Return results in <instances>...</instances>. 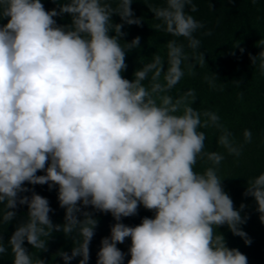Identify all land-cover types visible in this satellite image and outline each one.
<instances>
[{"label": "clouds", "instance_id": "9594fccd", "mask_svg": "<svg viewBox=\"0 0 264 264\" xmlns=\"http://www.w3.org/2000/svg\"><path fill=\"white\" fill-rule=\"evenodd\" d=\"M131 3L119 0L113 8L104 0H57V8L46 10L41 0H0V19L7 18L0 25V223L14 219L18 204L28 208L27 219L7 240L13 264H45L24 241L47 251L53 232L72 239L70 254L57 253L65 264L75 257L88 264L98 221L81 205L111 213L116 221L101 240L96 264H124L117 244L126 238L131 239L127 264H248L247 256L229 248L217 231L227 225L250 245L240 227L246 205L234 207L217 174L224 156L204 152L206 137L199 129L215 126L222 132L218 143L229 154L239 156L241 150L216 113L190 106L194 91L180 98L169 94L189 59L183 44L167 43L166 70L155 55L142 62L134 79L122 76L126 52L140 47V37L121 45L125 33L112 14L139 25ZM186 6L197 11L192 0L151 7L161 21L152 27L186 38L195 52L201 42L193 33L203 24ZM64 14L71 22L58 25L54 17ZM257 59L264 72V51L252 56V63ZM200 60L205 62L203 54ZM244 139L251 140L250 130ZM205 156L213 166L195 171L198 157ZM25 182L58 186L63 224L51 220L46 197L34 190L30 197L20 195L30 191ZM244 195L254 197L264 223V173L247 180ZM140 205L154 216L135 226L121 222L136 215ZM7 251L0 234V255Z\"/></svg>", "mask_w": 264, "mask_h": 264}, {"label": "trees", "instance_id": "16d2710c", "mask_svg": "<svg viewBox=\"0 0 264 264\" xmlns=\"http://www.w3.org/2000/svg\"><path fill=\"white\" fill-rule=\"evenodd\" d=\"M46 10L57 8V0H41ZM118 6L119 0H104ZM197 11L192 12L190 6L185 11L194 19L203 24L193 35L200 40V47L195 52L188 48V41L184 37H175L166 31L155 30L152 26L161 21L157 20L151 7H164L166 0H132L131 8L135 17L141 18V23L126 24L121 17L113 13L112 22L122 24L125 35L120 40L124 45L136 36L140 37V47L126 52L127 68L122 76L132 80L134 72L143 63L151 62L155 55H160L167 69V43L176 40L184 45L185 53L189 59L185 60L181 68L184 76L169 93L173 98H180L188 91H194L195 99L190 104L195 110L203 113L211 111L219 116V123L232 135L230 137L234 146L240 148V155L229 154L227 149L218 143L221 129L210 126L200 128L205 133L204 152H217L223 154L224 159L217 166V174L222 177L224 190L232 198L234 207L239 209L241 203L246 207L241 211L246 222L240 227L251 238L247 245L244 239L234 235L227 225L220 226L217 231L223 234L229 248H237L248 258V264H264V223L259 219L260 213L256 210L254 197L245 196L247 180L264 173V72L261 71L257 59L253 64L251 57L259 56L264 51V0H192ZM58 25L71 22L69 14L54 17ZM7 22V18L0 19V25ZM210 33V34H208ZM114 35V31L110 32ZM243 49V51H241ZM203 54L205 62L201 63ZM191 66V70H189ZM151 75V74H150ZM163 82V73L160 78ZM239 80L237 84L235 81ZM148 81H145L147 84ZM191 100V98H189ZM203 120L204 117L202 116ZM251 131V140L246 142L244 131ZM207 157H198L194 170L202 173L206 168L212 167ZM38 175L45 174L38 172ZM30 191L20 195L31 196L36 193L46 197L53 209L49 216L54 224H63L65 209L58 202V186L51 189L48 184L32 185L25 182ZM3 205H0V209ZM93 213L98 224L95 235L89 245L88 264H96L97 252L101 247L103 237L110 235V228L116 222L111 213L99 212L91 206L84 208ZM16 216L8 224L0 223V234L8 251L0 255V264H13L11 247L7 240L15 231L17 225L27 219V205H17ZM79 216V214H78ZM153 217L154 212L140 205L137 214L122 217L121 222L129 226L141 223L143 217ZM2 217V212H0ZM82 218V217H81ZM131 239L126 238L124 243L117 247L125 253L124 264L130 259L129 247ZM24 246L34 254L45 260V264H65L58 251L71 253L73 242L63 232H53L47 240V251L32 248L24 241ZM81 257H75L68 264H79Z\"/></svg>", "mask_w": 264, "mask_h": 264}]
</instances>
